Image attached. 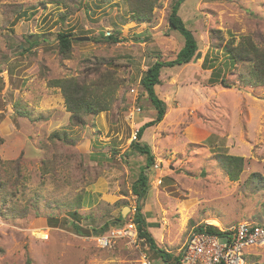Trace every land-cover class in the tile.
Masks as SVG:
<instances>
[{"label": "rangeland", "instance_id": "374dc122", "mask_svg": "<svg viewBox=\"0 0 264 264\" xmlns=\"http://www.w3.org/2000/svg\"><path fill=\"white\" fill-rule=\"evenodd\" d=\"M172 1L157 0L153 18L140 23L120 0L80 1L68 16L49 0H0V264H140L139 253L121 241L103 250L88 239L92 229L113 227L126 208L128 217L135 204L143 230L163 251L147 253L160 263L166 252L172 262L180 257L189 234L207 219L223 229L264 222V87L240 88L239 63L230 61L224 44L211 47L215 30L225 41L251 35L264 47V0L185 1L179 16L198 54L188 65L164 68L155 87L167 113L141 140L154 165L146 153L126 154L137 129L156 116L141 92L142 77L184 46L169 26ZM59 32L90 40L76 41L64 57L56 47ZM107 33L118 41L97 42ZM212 77L229 87H212ZM66 78L95 85L105 110L75 124L62 91L49 84ZM138 100L142 112L135 119ZM61 131L69 142L52 139ZM219 155L244 158L237 180ZM145 165L150 186L139 199L132 186ZM75 224L89 235L78 234ZM250 257L264 264V248Z\"/></svg>", "mask_w": 264, "mask_h": 264}, {"label": "trees", "instance_id": "16d2710c", "mask_svg": "<svg viewBox=\"0 0 264 264\" xmlns=\"http://www.w3.org/2000/svg\"><path fill=\"white\" fill-rule=\"evenodd\" d=\"M51 4H61L67 9L66 16L70 15L73 11L72 8H78V2L80 1H92V0H49ZM106 3H112L116 0H103ZM124 1L129 7L131 12V18L135 22H149L153 18V11L156 7L157 0H120ZM186 0H173L171 4V11L168 18L169 26L172 30L177 31L184 38V46L178 52L176 58L171 61L162 62L156 61L152 66L148 68L141 80V92H146L147 98L151 102V106L154 108L156 116L149 122L145 123L140 127L137 140L131 144V149L127 151V155L131 154L133 151L137 153H146L151 166L155 163V156L153 155L149 145L147 143L141 144L143 133L146 129L159 125L165 118L167 113V105L161 100L155 90L156 86L161 85L160 75L164 68H173L176 66L188 65L196 57L199 51V44L191 30L187 28L181 17L179 16V11L181 6ZM18 12V13H17ZM16 15L20 16L22 10L17 11ZM230 39L225 41L222 38L221 31L215 30L211 33V47L213 49H220L223 44L228 49V57L230 61L234 64L239 63L241 71L240 81L238 82L240 88H258L264 87V47L259 45L251 35L242 36L239 42H236V36L231 34ZM29 40V39H28ZM117 42L118 38L115 33H107V35H102L97 42ZM57 49L60 55L64 57H69L73 50V45L77 41L76 36L72 32H59L57 37ZM219 42V43H218ZM38 40L30 41V49L38 45ZM25 49L24 51H26ZM23 51V52H24ZM208 63V57L204 60V69L208 70L206 64ZM211 69H215L213 63ZM245 72V73H244ZM50 87L59 88L65 98L66 107L69 112L72 113V120L77 125L84 124V117L88 114H98L105 110L104 95L97 91L95 85H90L85 83L80 79H58L50 81ZM209 84L212 86H221L228 88L229 85L224 78L212 77L209 80ZM143 97L140 95L139 100ZM138 100V106L141 107ZM22 118H29L33 120V116L29 112L19 113ZM67 142L70 141L68 133L66 131L54 132L52 139L61 140L63 139ZM145 150V151H143ZM125 155V156H127ZM220 161L223 168L228 173L229 178L233 181L237 180L238 177L244 170L245 160L242 157L229 156V155H219ZM150 168V167H147ZM149 178L147 177L145 170L143 169L139 174L137 181L132 186L133 194L140 199L142 193L148 191L149 189ZM0 192H2V185L0 184ZM138 212L135 215V222L139 230L140 237L145 239V242L151 250L156 253L162 254V250L159 249L155 243L154 238L142 228L144 219L141 214V205L138 204ZM72 216L77 217V212L75 211ZM79 219V218H78ZM126 220L120 216L116 218L112 223L113 227L124 225ZM73 228L81 236L89 235V232L79 225H73ZM109 225L101 227L99 230L92 229L94 236L104 235L108 229ZM195 232H203L211 235L224 236L219 228L215 226H208L202 224L197 227ZM163 255V254H162ZM181 255V254H180ZM171 254L162 256L163 261L168 264H180L181 256L175 257L174 262L168 260ZM252 257L248 258V264H252Z\"/></svg>", "mask_w": 264, "mask_h": 264}, {"label": "built area", "instance_id": "2783aa9c", "mask_svg": "<svg viewBox=\"0 0 264 264\" xmlns=\"http://www.w3.org/2000/svg\"><path fill=\"white\" fill-rule=\"evenodd\" d=\"M141 111L140 106L133 107L130 117ZM138 132L139 129L134 133V140H137ZM137 206L135 204L130 208L129 221L127 220L123 226L113 227L104 235L90 236L88 237L89 241L103 250L112 248L118 241H124L128 248L139 253L140 264H168L164 261L162 263L152 261L143 247L144 239L140 237L134 220L138 212ZM203 224L215 226L210 220L204 221ZM215 227L218 228V226ZM219 230L225 235L221 237L193 230L180 252L179 263L248 264L250 253L253 250L264 248V222L243 221L233 227Z\"/></svg>", "mask_w": 264, "mask_h": 264}, {"label": "crops", "instance_id": "0c3cea01", "mask_svg": "<svg viewBox=\"0 0 264 264\" xmlns=\"http://www.w3.org/2000/svg\"><path fill=\"white\" fill-rule=\"evenodd\" d=\"M212 87H214V86H212ZM147 97V96H146ZM142 112V111H141ZM141 114V113H140ZM135 116H133L132 118H135L136 119V117L139 115V114H134ZM143 144V143H142ZM146 166L147 165H145V167L143 168V167H141L140 168V173H141V171L143 170V169H145L146 168ZM148 170V168L146 169V171ZM146 171H145V173H146ZM146 175H148L147 173H146ZM148 178H149V175H148ZM129 216V215H128ZM126 219H128V217H126ZM207 220H210V219H207ZM207 220H205V221H207ZM211 220H215L216 222H218L219 223V229H223V227L221 226V224H220V222L218 221V220H216V219H211ZM111 228H113V227H110L109 229H108V231L111 229ZM226 229V228H225ZM107 233V232H106ZM105 233V234H106ZM119 242V241H118ZM117 242V243H118ZM122 243H125V245H126V242H124V241H121ZM143 247L146 249V251H147V249H148V246H147V244H146V242H145V240H144V243H143ZM137 253V252H136ZM167 253V252H166ZM138 254V253H137ZM150 256V258H151V260L152 261H154V262H156V263H159L160 261H158V259H154V257L152 256V255H149ZM139 257V256H138ZM178 257V256H177ZM163 260V259H162ZM169 260V259H168Z\"/></svg>", "mask_w": 264, "mask_h": 264}, {"label": "water", "instance_id": "95a60500", "mask_svg": "<svg viewBox=\"0 0 264 264\" xmlns=\"http://www.w3.org/2000/svg\"><path fill=\"white\" fill-rule=\"evenodd\" d=\"M77 41H80V42H84V41H89L90 40V37H77L76 38ZM199 57H201V53H199L198 55ZM126 210H128V208H126ZM126 210L123 211L122 213V218L125 220L126 219ZM130 210V209H129Z\"/></svg>", "mask_w": 264, "mask_h": 264}, {"label": "bare ground", "instance_id": "6f19581e", "mask_svg": "<svg viewBox=\"0 0 264 264\" xmlns=\"http://www.w3.org/2000/svg\"><path fill=\"white\" fill-rule=\"evenodd\" d=\"M210 222H211L213 225H215V226H219V223L216 222L215 220H210Z\"/></svg>", "mask_w": 264, "mask_h": 264}, {"label": "clouds", "instance_id": "9594fccd", "mask_svg": "<svg viewBox=\"0 0 264 264\" xmlns=\"http://www.w3.org/2000/svg\"><path fill=\"white\" fill-rule=\"evenodd\" d=\"M126 220V222H127V219H125ZM195 230V229H194ZM145 240V239H144Z\"/></svg>", "mask_w": 264, "mask_h": 264}]
</instances>
